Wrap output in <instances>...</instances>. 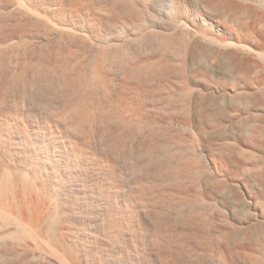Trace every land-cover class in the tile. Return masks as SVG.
I'll list each match as a JSON object with an SVG mask.
<instances>
[{
  "label": "bare ground",
  "instance_id": "bare-ground-1",
  "mask_svg": "<svg viewBox=\"0 0 264 264\" xmlns=\"http://www.w3.org/2000/svg\"><path fill=\"white\" fill-rule=\"evenodd\" d=\"M57 1L61 0H10L6 10L29 13L32 21L29 24L41 32L38 35L63 39L72 36L85 50L97 46L96 54L89 57L92 53L64 49L58 43L60 47L55 46L50 56H41V52L38 56L29 50L24 55L21 53L22 56L16 60L18 67L12 72L8 64L14 57L0 45V81L7 83L11 80L16 90L13 94L20 99L22 90L32 77L46 73L52 76L53 73L59 77L62 96L70 97L66 112L72 128L83 136L82 139L89 141L94 138L103 120L111 126L114 124L115 135L107 142L114 151L126 149L133 137H138L142 142L151 140L154 145L174 153L168 158L164 156L167 160L163 158L165 161L160 168L141 177L136 184L138 188L124 196L109 177L114 170L111 163L98 152L88 149L82 140L71 137L69 146L63 149L53 129H38L20 110L0 113L1 240L13 236L12 241H21V245L17 243L16 247L27 245L26 249H15L19 256L45 259L48 264H264V196L260 200L255 198L257 195L249 194L245 216L231 222L219 213L220 208L215 201L200 191L206 186L224 194L228 185L221 179L222 170L219 171L217 163L210 161L207 167H202L196 154H190L189 144L198 139L195 140L194 131L190 132L192 128L189 130L183 126L188 129L187 134L161 129L154 119L141 113L138 109L140 104L134 106L131 101L127 103L124 99L115 98L112 85L106 79V68L119 65L120 58L127 53L124 41H140L141 37L143 40L147 38L146 34H151L158 41L157 55L137 67L130 66L131 69H125V74L148 82L157 78H173V84L153 87L152 93L162 101L169 99L174 91H179L182 110L189 117L194 112L191 96L203 93L202 89L204 91L200 80L227 69L237 77L238 86L229 92L231 99L238 96L239 100L235 101L243 108L241 115L249 120L243 127L247 145L253 149L261 146L264 142V120L257 123L248 117L254 116L257 110L264 113L263 106L255 107L258 94L264 97V0H111L110 4L112 7L116 5L117 9L118 4L123 3L130 16L127 14L129 18H123L121 22L112 19L117 23L109 25L113 26L109 30L92 24L89 27L90 22L87 27L81 26L78 19V22L74 20L78 12L67 18L64 10L59 9L60 5L57 7ZM246 13L255 17L257 26L254 29L246 30L236 24ZM18 24L15 25L24 28L23 23ZM14 38L6 40L7 46L9 43L13 45ZM189 76L195 77L194 84ZM7 95V90L0 91V101L7 99ZM210 104L213 105L212 102ZM204 113L208 116L201 117L203 120L208 118V129L212 132L213 128L222 129L219 127L222 124L211 118L210 111ZM251 149H241L244 150L241 154L239 148L237 154L246 158L244 163L246 160L247 165L244 166L248 171L245 173L256 174V177L252 173L251 176L259 178L263 187L264 157L257 156ZM68 166L72 171L69 176L64 175ZM243 182L238 185L247 192ZM261 183L257 185L260 187ZM263 190L264 187L261 192ZM98 232L102 233L103 239L97 237ZM22 241L27 244L22 245ZM27 249L29 252L25 253ZM233 252L240 262L231 257Z\"/></svg>",
  "mask_w": 264,
  "mask_h": 264
},
{
  "label": "rangeland",
  "instance_id": "rangeland-1",
  "mask_svg": "<svg viewBox=\"0 0 264 264\" xmlns=\"http://www.w3.org/2000/svg\"><path fill=\"white\" fill-rule=\"evenodd\" d=\"M4 1L3 0L0 1V43H3L0 45L3 46V47L1 46V49H3L4 51H8L9 55H11V56L13 55L12 57H14L11 60V63L9 61V64H8V65H10L9 67H10V70L12 72L14 70H16L18 67V64H17L18 62L16 61L18 59V57L20 55L22 56V54L24 55V52L28 51V50H29L28 51L29 53L30 52L34 53V54L36 53V54H38V56L40 54H41V56L42 55L43 56H48V55L50 56L49 53L52 52L51 50L54 51L55 46L60 47L62 45L61 47L62 48L65 47L64 49H70V50L72 49L75 51H79V50L80 51H86V52H88L87 54H89V55H91V53H92L91 56L88 55L89 57H93V55L96 54V52L98 50L97 46H92L91 48H87L85 50L83 45L81 46L80 42L77 41L78 39L74 38L72 36H69L70 38H68V36H66L63 39L60 37L58 38V36L56 38V37L51 36V35H48V36L42 35V34L38 35V33H41V32L40 31L37 32L36 31L37 28L34 26L32 28V25H33L32 23L29 24V21H31V20H29L31 18L30 14L22 12V11L21 12L13 11L14 13L11 11H7L6 7H8L10 5L9 4L10 0L9 1L6 0L5 2ZM72 1L73 0H65V1L63 0V3H62V0L57 1V4H58L57 7L60 5L59 6L60 8L59 7L58 8L60 10L61 9L64 10L63 12L66 13L67 18L71 14L74 15L73 12H75V13L78 12L75 14L76 17L74 16V20L77 21L76 19H78V21L83 24L82 25L80 23L81 26H84V27H87L89 22H90L89 27L92 24V25H95L96 27L98 26L97 28L101 27V28H104V29L106 28L107 30H109L110 28L111 29L113 28V26H109V25H114V23L116 24L117 23V22H115L116 20L118 22H121V19H123V18L127 19V17L129 18V16H130V13H128L129 11L126 10V8L122 5L123 3H121V4L119 3L118 9H117L116 5H115V7H116L115 8L114 6L112 7V5L110 4L111 0H74L73 2ZM77 1H79V2H77ZM110 6L113 8V10L111 9ZM122 7H124V8H122ZM103 8L106 10H104ZM107 8L112 10V11L110 12V10H107ZM76 9H77V11H76ZM124 9L127 11V13ZM115 10L117 11V13ZM3 12H4V14H3ZM24 13L27 14V16ZM107 13H110V15ZM127 14L129 16H127ZM114 15H116V17ZM12 16L14 17V20H13ZM77 17H79V18H77ZM112 19L113 20L116 19L114 21V23H113ZM22 21H24V22H22ZM100 21L102 24L100 23ZM19 22L24 24L25 29L26 28H28V29L25 30L24 28H21L20 27L21 24H18ZM86 22H88V23H86ZM12 23H14V24H12ZM16 23L20 26L17 27V25H15ZM25 24H27V25H25ZM236 24L241 25V27H243L246 30L248 28L254 29L257 26L256 21H255V17L253 15H250L247 13L245 14L244 17H240L237 20ZM12 25H13V28H12ZM149 35H151V34H149ZM149 35L146 34L147 38L141 40L142 39V37H141L140 41L135 40L136 42L133 40L128 41L126 39V41H124V42H126V44L124 43L125 44L124 50L127 51L128 54L124 53L126 55V56L124 55L125 58L124 57H123L124 59L120 58V59H122L120 62H118L120 66L117 64L118 66L113 65V66H109L106 68V75H107L106 79H108L107 81H108V83H110L109 85H112V87L110 86L111 90H112V94L115 98L122 99V100L124 99V101H126V102L128 101L127 103H129L131 101L130 103L134 104V106H137V104H140L141 106L138 105V109H140L141 113H143V115H145V116L148 115L147 117H151L152 119H154V121L158 124V126H160L161 129H163V128L164 129H170V130L175 131V132L177 131L178 133L180 132L181 134H183V133L187 134V133H185L186 130H188L189 128L190 129L192 128L191 130L189 129L190 132L194 131L193 134L194 133L196 134L195 140H196V138H198V139L196 141H194V139H193V143L189 144V147H190L189 151H191L190 154L193 153L192 154L193 156L196 154L195 157L197 158V161L202 165V167L203 166L205 167L206 165H208V163H210V161L211 162L213 161L212 163H214V164L217 163L215 165L219 168V171L222 170V171H220L221 177H222L221 179H223L224 180L223 182L230 187L229 188L227 186V189H228L227 193H224V194L218 193V192H216V190L214 188H213L214 189L213 190L211 187L207 188L206 186L201 187L204 189L200 188V191L203 194H205L206 197H209L210 199L215 201V203L220 208L219 213L221 212L223 214V216L228 218L231 222H233V221L236 222V220H240L243 216H245L247 200L249 199V196H248L249 194L252 195L253 197L257 195L255 198H257V197H258L257 199L261 198L260 200H263V196H264V190L261 192V189L264 187V186L262 187L263 184L260 182L261 180L259 178L255 179L256 174H254L253 172H248V173L246 172L247 174L245 173V171H248V170H246V167L244 166V164L246 163V160L244 163L245 156L243 154L244 158H241L237 154V151L239 148H240V150L241 149L250 150L253 147V146L251 147V145H247L248 140L245 139V136H244V134H245L244 129L245 128H243V127H246L245 126L246 121H249V120L244 119L243 116L241 115L243 113V108L241 107L240 104H238L239 102L238 103L236 102L239 100L238 96L236 98L233 96L234 99H231L232 96L229 94L230 89H233L234 87L238 86L237 85V77L235 74L227 72L226 71L227 69L225 67H223L222 69L224 70V68H225L226 70H224L222 73H220L218 75L212 74V75L204 76V78H202L200 80L201 84H204L203 85L204 91L202 89L201 92H203V93H200V94L193 93V94H195L194 97H192L193 95L191 96L192 99L190 100V102H191V106L193 107L192 109L194 110V112L192 111L191 112L192 114H189L190 116L188 117V115H187L188 113H186L185 111L182 110L181 102H179V99L181 98L180 93L178 95L179 91L178 92L174 91L172 96H170L169 99H167V100L165 99L166 101L162 100L164 102L161 101L159 96L153 95L154 93H152L153 87L157 88V86L159 87L162 84L167 85L168 83L173 84V82H174L173 78H169V77L168 78L166 77L167 79L166 78H164V79L163 78H159V79L157 78V80L155 79V81L153 79V82H152V80H151V82L150 81L148 82V80L144 81L145 80L144 78H143L144 80H142V79L139 80V78H141V77H139L138 79L136 78L137 76L136 77L134 76L135 78H131V77H129L130 76L129 73L125 74V73H127V71L125 69H128V68L131 69V67L132 68L137 67V65H140L143 62H146L147 59H149L151 57H155L157 55L156 53H158V49H157L158 41H156L154 36L152 37V35H151L149 37ZM6 37H7V39H6ZM13 37H15L14 38L15 40L12 42H14L15 44L13 43V45H12L11 43H9V45L7 46L8 42H6V40L9 39L8 41H10V38H13ZM23 37L26 39L25 42H27L29 40L27 42L29 45H27L23 41V39H24ZM31 39L34 41H32ZM55 39L57 40V42ZM58 40L60 42H58ZM63 40H65V41H63ZM130 41H131V43H129ZM149 42H151V43H149ZM19 43H21V46ZM58 43H60V46ZM132 43H133V45H132ZM15 45H16V47H14ZM33 45H34V49H33ZM4 46H5V48H4ZM125 46H127V48ZM82 47L84 48V50ZM15 48L17 51L15 50ZM89 49H91V51ZM153 49L154 50L156 49V50L154 51ZM12 50H14V51L12 52ZM38 52L39 53L41 52V53L39 54ZM151 53L154 55H152ZM15 54H17V55H15ZM128 59L131 60L130 63H129ZM124 61H125V63H123ZM120 63H122V64H120ZM12 65H14V66H12ZM119 68H120V70H119ZM107 70H109V71H107ZM49 74L46 73V74H42V75H36L37 77L36 76L32 77L29 80L27 86L22 90V94H21L22 96L20 95L21 100L16 99L17 96L15 94H13V93H15L14 91H16V90L13 87L14 85H13V83H11V80L7 81V83L10 85H8L5 81L1 80L2 82L0 81V91H3V90L6 91L7 90L8 91V95H7L8 97H7V99H5L6 101L4 100L6 103L4 101H2V102H4V104H3L0 101V113H3L5 111L6 112L10 111L11 109H12L11 111L15 110L17 112L20 110L19 112H21L22 114L24 113L26 116H28L30 121L38 129H40V130L43 129V131L46 128L47 129H50V128L53 129L57 133V137H58L57 140H59L58 142L60 145L62 144L61 146L63 147V149H66V147L69 146L70 140L74 137L78 138L80 141L82 140L83 144H85L88 149H90V150L92 149L93 151L98 152L106 160H108L109 163H111V165L114 169L113 171H115V172L112 171V173L109 174V177L111 180L113 179L112 180L113 182L115 181L114 183L117 185V187L119 186L118 188H120V190L122 191V195L128 196L130 194V191L136 190L138 188V185H136V184L139 183V181H140L139 179H142L144 176H147V174H149L150 172H154V170L156 171L157 168H160V166L162 165L161 163H163L165 160H167L165 157L168 158L169 156H171L172 153H174V151L170 150V152H169V150H165V148L160 147V145H156V144L154 145L153 141L150 142L151 140L146 141V139L145 140L143 139L144 141L142 142V140L138 137L137 138L133 137L130 145L128 147H126L127 150L123 149L121 151H117V150L114 151V149H110L111 147H109L110 146V145H108L109 143L107 144L108 140L115 135V133H114L115 130H113L114 124L111 126L110 123L107 124L103 120L98 125V130H97V133L94 135V138L92 137L89 141H88V139L85 140V138L82 139L83 136L80 135L79 132L74 131L76 129H73L74 127H73L72 123L70 122V120L68 119L69 116L67 115L66 110L69 107L68 105H70V101H71V100H69L70 97H68V96L64 97L60 93V90H59L60 89V87H59L60 80L58 79L59 77L56 76L55 74H54L55 75L54 76L53 73H52V76H51V74L50 75ZM38 76H39V78H38ZM189 80L192 84L195 83L194 82L195 77L193 78V77L189 76ZM165 81H167V82H165ZM7 85L9 88L7 87ZM56 85L58 88H56ZM155 85H156V87H155ZM10 88H12V89H10ZM190 93H192V91ZM197 95H198V97H197ZM205 95H206V97H205ZM258 95H259V97L257 98V103H256L255 107L256 108H258L260 106L264 107V97L260 96L261 94H258ZM203 96H204V98H203ZM195 97H197V98H195ZM10 98L12 99V101ZM13 98L15 99V101H13L14 100ZM63 98H65V99H63ZM195 99H197L198 102ZM235 99H236V101H235ZM22 100H24V101H22ZM136 100H137V103L135 102ZM169 100H171V101H169ZM7 102H9V103H7ZM178 102L180 104H178ZM211 102L213 103V105L210 104ZM18 103H19V105H18ZM195 103H197V104H195ZM198 103H199V105H198ZM177 104H178V106H177ZM195 105H197V106H195ZM159 106H160V108H159ZM200 106H202V108ZM195 107H198V109ZM199 107L201 108V110ZM205 109L207 111H210V114L212 113L211 116L213 115V117H211V118H213V120L219 121V123H220L219 125L222 124V126H219L222 129H219L216 126L219 129L220 133L218 132L217 128H213V132H214V129L217 130V132H214V133L212 132V129H208V127H207L208 123L206 121V120H208V118H206V120H203V118H202L203 117L202 115L208 116V114L204 113V112H207ZM260 111H262V110H260ZM260 111L257 110V112H254V116H251L250 118L248 117V119H250L252 121L254 119V120H256L257 123L258 122L261 123V121L264 120V113H262ZM180 112H182L183 114ZM198 112H200V113H198ZM177 113L178 114L180 113L179 114L180 116ZM198 114H200V115H198ZM172 117H173V119H172ZM199 118L200 119L202 118L201 119L202 121H200ZM179 119H181V120H179ZM179 121H180V123H179ZM181 121H183V122H181ZM184 121H185L186 125H183V124H185ZM204 121H206V122H204ZM217 121H216V123L218 125ZM181 123H182V126H181ZM45 124H46V126H45ZM205 124H207V125H205ZM99 126H100V128H99ZM183 126H187L188 129L186 127H183ZM100 130H101V132H100ZM221 130H222V133H221ZM190 145H192V146H190ZM246 146L247 147L249 146L248 147L249 149ZM243 151L241 150L240 153L242 154ZM251 151L255 152V154L259 157H264V156H262V155H264V142L262 143L261 146L260 145L257 147L254 146V149L252 148ZM168 153H169V155H168ZM238 153H239V151H238ZM200 159H201V161H199ZM245 165H247V164H245ZM68 169H69V171H68ZM65 170H64L65 171L64 175L66 174L67 176H69L70 175L69 173L72 172V171L70 172L71 168H69V166L67 167V169L65 168ZM251 173L255 177L253 175L251 176ZM111 175H112V177H111ZM256 180H259V181H256ZM136 181H138V182L135 183ZM239 182L245 183L244 185L248 189L247 192L238 185ZM257 183L258 184L261 183V186L259 187L260 184L257 185ZM258 187H259V189H258ZM175 214L176 213L173 212V215H175ZM176 222H177V219H176ZM177 225H179V224H177ZM97 234H98V236H97L98 238L100 235L103 236L101 232H98ZM101 236H100V238L103 239V237H101ZM4 238H3V240H1L2 238H0V244H1L0 245V257H1L0 258V264H48L45 259L42 260L41 258L40 259L33 258L34 259L33 260L30 256L29 257L28 256L23 257V256H19L17 254V252L15 251L16 248L17 249L20 247L23 249H24V247H25V249L27 248L26 247L27 246L26 241H25V243H23V241H22V245L24 244L26 246L16 247L17 243H19V245H21L20 244L21 241L19 242L15 239H14L15 242H14V240L12 241L13 236H12V238H11V236H9V237L6 236V238H5L6 240ZM7 238H9V239H7ZM6 241H7V243H6ZM10 241H12V242L10 243ZM13 246H15V247H13ZM11 248H13V249H11ZM14 251L16 252V254ZM24 251H26L25 253H27V251L29 252L28 249L24 250ZM14 256L15 257L17 256L18 258H15ZM231 257H233L235 261L236 260L238 261V259H239L235 255L234 252H233ZM27 261H28V263H27ZM238 262H240V260ZM241 264H242V262H241Z\"/></svg>",
  "mask_w": 264,
  "mask_h": 264
}]
</instances>
